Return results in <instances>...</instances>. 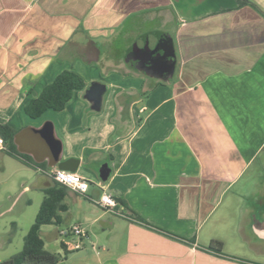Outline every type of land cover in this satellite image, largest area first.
Masks as SVG:
<instances>
[{
    "label": "crops",
    "instance_id": "obj_1",
    "mask_svg": "<svg viewBox=\"0 0 264 264\" xmlns=\"http://www.w3.org/2000/svg\"><path fill=\"white\" fill-rule=\"evenodd\" d=\"M248 1L0 0V125L29 161L0 151L11 176L0 182V261L22 249L50 172L73 157L89 186L67 188L60 223L39 229L57 264H264L252 227L264 217V0ZM160 32L175 54L167 81L126 60ZM65 69L85 86L61 110L25 114ZM92 80L106 84L99 110L84 97ZM103 192L134 220L95 204ZM73 224L79 248L64 233Z\"/></svg>",
    "mask_w": 264,
    "mask_h": 264
},
{
    "label": "trees",
    "instance_id": "obj_2",
    "mask_svg": "<svg viewBox=\"0 0 264 264\" xmlns=\"http://www.w3.org/2000/svg\"><path fill=\"white\" fill-rule=\"evenodd\" d=\"M247 1L238 0L239 4H244ZM84 86L85 82L78 73L68 69L62 70L41 89L37 97L31 98L24 105L23 110L31 118L40 116L47 109L61 110L71 98L73 91L82 89ZM0 133L5 141L4 151L8 155L29 162L26 155L19 153L14 145L15 130L9 125L3 124L0 125ZM66 190L65 186L54 180L51 186L44 189V197L34 221L23 236L22 249L1 260L0 264H57L63 259V254L51 252L44 248L39 229L42 225L60 223L59 212L67 209L63 202ZM61 247L65 251L64 243H61ZM208 249L222 254V242L213 239Z\"/></svg>",
    "mask_w": 264,
    "mask_h": 264
},
{
    "label": "water",
    "instance_id": "obj_3",
    "mask_svg": "<svg viewBox=\"0 0 264 264\" xmlns=\"http://www.w3.org/2000/svg\"><path fill=\"white\" fill-rule=\"evenodd\" d=\"M126 60L134 61L135 67L146 75L167 81L171 78L175 69V54L171 36L162 32L147 35L141 47L135 43ZM105 91V83L97 80H92L89 83L85 89L84 97L90 103L92 109H100ZM25 131H23L26 133L25 135L31 137L29 129ZM24 133H21V135L23 136ZM78 162L77 158L70 157L60 161L58 168L75 171ZM109 173L110 168L104 163L99 169V177L105 180ZM252 227L254 233L261 240H264V217L256 220Z\"/></svg>",
    "mask_w": 264,
    "mask_h": 264
},
{
    "label": "built area",
    "instance_id": "obj_4",
    "mask_svg": "<svg viewBox=\"0 0 264 264\" xmlns=\"http://www.w3.org/2000/svg\"><path fill=\"white\" fill-rule=\"evenodd\" d=\"M4 149H5V141L0 133V151ZM50 176L54 181L77 193H84L89 186L88 179L76 171L54 168L50 172ZM93 202L106 210H109L111 212L122 215L123 217L134 220L133 217L114 209V207L118 204V202L109 193H105V192L101 193L99 197L93 199ZM64 233L66 234L71 233L74 237L77 238V240L72 243L73 248L81 247L82 238L85 237V231L79 224L71 225L67 230L64 231Z\"/></svg>",
    "mask_w": 264,
    "mask_h": 264
},
{
    "label": "rangeland",
    "instance_id": "obj_5",
    "mask_svg": "<svg viewBox=\"0 0 264 264\" xmlns=\"http://www.w3.org/2000/svg\"><path fill=\"white\" fill-rule=\"evenodd\" d=\"M133 45H134V43H133ZM92 71H93V73H92ZM86 72H87L86 73L87 75L99 74V73H97L95 67L90 70V74L88 73V71H86ZM2 158L5 159V165L7 164L6 167H8V165H11L12 161L14 162V160L12 158L7 157V156H3ZM2 170L3 169H0V182H2V186H6V185L9 186L10 181H11V176H10V174L8 172H6L5 170L4 171H2ZM18 180H19V184H16V185H20V183L22 181V179H18ZM20 242H21V239H19L18 236L15 235L13 237L12 243L9 245V248L7 249L6 253H4V256H7V252H12V251L16 250V247L20 244ZM50 245L51 244L49 243V245H47V246L50 247ZM253 246H254V250H253L254 253H255L257 248L264 250L263 249L264 248V242H255ZM59 249H60V247H59ZM4 258H6V257H4ZM258 260L261 261L262 258L260 257V258H258Z\"/></svg>",
    "mask_w": 264,
    "mask_h": 264
},
{
    "label": "flooded vegetation",
    "instance_id": "obj_6",
    "mask_svg": "<svg viewBox=\"0 0 264 264\" xmlns=\"http://www.w3.org/2000/svg\"><path fill=\"white\" fill-rule=\"evenodd\" d=\"M134 63V61H132Z\"/></svg>",
    "mask_w": 264,
    "mask_h": 264
}]
</instances>
